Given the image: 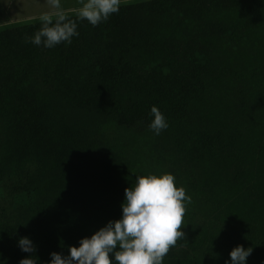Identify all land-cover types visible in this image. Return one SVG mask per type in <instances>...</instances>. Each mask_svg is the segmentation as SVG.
<instances>
[{
	"label": "rangeland",
	"instance_id": "rangeland-1",
	"mask_svg": "<svg viewBox=\"0 0 264 264\" xmlns=\"http://www.w3.org/2000/svg\"><path fill=\"white\" fill-rule=\"evenodd\" d=\"M143 1L149 0H131L120 5L136 7ZM161 1V13L149 24L150 41L155 43V48L137 66V71L146 75L177 63L206 65L210 75L204 78V91L190 102L182 124L169 126L158 136L149 130L148 124L126 128L116 125L106 115L80 110L68 92L70 106L52 104L51 113L58 131L75 126L98 133L100 143L85 151L84 181L88 189L82 197L58 189L47 183L42 172L26 171L18 166L19 162L0 156L6 160L0 159V264H19L28 255L17 246L20 237L27 236L33 241L37 264H47L48 242L62 237L63 231L79 235L78 242L109 220L119 219L121 203L102 201L129 188L126 182L135 184L137 176L169 172L175 176L177 185L186 189L191 202L199 200L206 190L202 188L205 185H195V180L209 179L208 153L215 162L211 164L215 166L214 187H223L230 204H188L181 230L189 229L190 240L200 232L205 239L209 238L210 252L218 254L224 246L245 242L264 228V187L254 188L251 152H247L245 168L216 166L218 158H224L225 146L229 143L233 146V136L242 133L251 138L256 118H264V31L253 28L231 39L213 29L212 20L196 25L182 0ZM62 4L70 17H75V9L79 7L76 0H62ZM46 10L44 0H0V21H23L18 26V45L8 51L18 58V63L28 62L32 71L38 67L35 60L39 55L42 57L44 50L25 42V37L31 36L23 26L39 23L40 13ZM9 38L10 35L1 36L2 46H7ZM49 99L48 95L46 100ZM244 143L247 148H253L250 140ZM222 208H227L223 213L228 218L224 226L221 222L215 226L214 221L206 219L207 213ZM242 220L246 223L244 229H241ZM225 230L228 232L224 233ZM221 241L230 242V246Z\"/></svg>",
	"mask_w": 264,
	"mask_h": 264
},
{
	"label": "trees",
	"instance_id": "trees-1",
	"mask_svg": "<svg viewBox=\"0 0 264 264\" xmlns=\"http://www.w3.org/2000/svg\"><path fill=\"white\" fill-rule=\"evenodd\" d=\"M182 2L196 25L221 13L238 12L258 20L264 10L261 0ZM161 10L159 1L136 7L120 5L117 13L95 27L86 20L77 21L79 35L71 44L48 49L55 79L72 95L76 108L106 115L118 126L133 128L149 124L150 108L155 105L169 126L182 124L190 102L204 91L210 68L177 63L146 75L138 73L137 66L155 48L149 24ZM39 28L40 22L27 25L26 32L32 36ZM212 28L227 37L245 30L244 25L225 23ZM0 127L14 136L12 152L18 166L42 172L53 187L79 191L84 181L85 151L98 144V138L75 126L58 131L54 116L30 89L22 65L0 66ZM63 233L55 242H48V254L52 250L61 253L56 243L62 242ZM241 246L252 248L246 264H264V228Z\"/></svg>",
	"mask_w": 264,
	"mask_h": 264
},
{
	"label": "clouds",
	"instance_id": "clouds-1",
	"mask_svg": "<svg viewBox=\"0 0 264 264\" xmlns=\"http://www.w3.org/2000/svg\"><path fill=\"white\" fill-rule=\"evenodd\" d=\"M47 10L40 13V28L25 42L51 49L61 43L71 44L78 37L77 21L86 20L93 27L119 11L121 0H76V19L65 10L62 0H44ZM148 124L154 135L169 127L167 118L157 106L150 108ZM191 197L169 172L148 173L136 177L132 187L125 188L119 219L109 220L90 236L81 238L78 246H69L67 255L49 253L47 264H163L170 248L185 236L181 230ZM19 249L28 255L19 264H37L36 248L27 237L17 240ZM251 247L237 245L229 252L225 264H246ZM111 257V259H110Z\"/></svg>",
	"mask_w": 264,
	"mask_h": 264
},
{
	"label": "crops",
	"instance_id": "crops-1",
	"mask_svg": "<svg viewBox=\"0 0 264 264\" xmlns=\"http://www.w3.org/2000/svg\"><path fill=\"white\" fill-rule=\"evenodd\" d=\"M129 1L131 0H121V4L129 2ZM150 1L151 2L159 1L162 3L161 0H149V1L138 2L137 4L141 5V4L149 3ZM261 1H264V0H261ZM211 20L214 21L213 22L214 24L225 23V24H239V25L245 26V30L243 32L237 33L233 35L232 37H229L231 39L239 38V36L244 35L248 33L249 31L251 32L253 28H259L260 30L264 31V10H263V15L261 19H258V20L248 19L245 15H243L242 13H238V12L221 13L215 16H210L207 18L206 21H211ZM22 22L23 21H20L19 19H9L6 21H0V30H4V31H0V66L24 65L26 67L27 81H28V85L30 89L35 93L38 101L46 105V107L50 110V112L53 113L52 104L54 105V103L62 107H63V104H65L66 106H70V102H69L70 96L54 80L52 60L49 54L47 53V50L43 48L44 51H43L42 57L41 55H39L38 58L35 60L36 63L38 64V67L35 68L34 71H32V69L29 67L28 62L22 61L18 63V58H14L13 56H11V51L10 52L8 51L10 47L16 44L18 45V42L16 41L18 39V26H20L19 23H22ZM25 27L26 26L24 24L23 28ZM24 31L26 32L25 29ZM3 34L10 35L7 46H2L1 36ZM255 42L256 41H253V43ZM48 95L50 96V99H49L50 101L46 100L48 99ZM44 96H46L47 98ZM263 119L264 118H261L260 120L259 117L256 118L254 133L251 134L252 135L251 138L249 134L242 135V133H239L237 136H233V146L231 145V143H229V146H225L226 150L224 151V158L223 157H222L223 159L218 158V162H217L218 164L216 165V166H222V167H225V166L227 167L228 165L230 166L232 165L238 168V170H240V168H245L246 163H247L246 162L247 156L250 151L251 156L254 157V176H255L254 188L255 189L264 187V120ZM106 123L109 124V121H106ZM90 131L94 133L92 130ZM95 135L98 138V133ZM241 138H243V140ZM230 140H231V136H230ZM245 140H250L251 142H253V145H252L253 148L251 149L250 147L247 148V143H244ZM98 141H99L98 143H100L99 138H98ZM0 144H4V147H0V156L3 157L6 155L11 162L17 163L18 158L12 152L13 145H14V136L7 130L2 129L1 127H0ZM209 155L210 153H208V156ZM208 156H207V165H208L207 175L209 179L206 181L195 180V183H196L195 185H198V184L205 185V187H202V188H204V190L206 191H204L203 194L201 195L202 198H200L199 200H193L191 204H206V205H214V206L215 205H218V206L228 205L230 204V200L228 197L224 196V191L222 190L223 187L222 188L219 186L214 187V182L216 181L215 178L213 177V173H215V170H214L215 166L211 164H214L215 162H214V159H209ZM2 157L0 159L1 161H4L2 160ZM220 159H222V161ZM226 161H229V164H227ZM227 173H229V171ZM133 183H134L133 181L126 182L125 185L126 187H130V185H134ZM215 188H219V190L215 191ZM87 189L88 187L85 185V181H83L82 187L76 193L82 197L84 194H86ZM215 193H217L218 195H215ZM123 198H124V191L122 190L119 193H116L115 196L108 197L107 200H104L102 202H108V203L111 202L113 204L122 203ZM226 209L222 208L221 211L216 212V213H215L216 210H214L213 214L207 213L208 215H206L207 216L206 219H208V221H214L215 226L217 225L216 222H221L222 225L224 226L225 220L228 219L226 217V213L225 215H223ZM191 220H194V219L191 218ZM210 224L212 227L214 226L213 223H210ZM245 226H246V223L244 220H242L241 229L246 228ZM183 232L187 240L186 239L178 240L177 247L174 250H171V249L169 250L168 254L164 257L163 264H225V261L229 259L228 254L231 251V249L237 245H242L244 243L242 242L240 244H236L233 247L224 246V248H221V249H224L222 250L221 253L214 254V253H211L208 248L209 238L205 239V236L203 234H201L200 232H197L195 233L194 240L193 239L190 240L188 238L189 233H190L189 229H185V230L183 229ZM227 232L228 231L226 230L224 231V233H227ZM64 236L65 238L67 237L69 241L64 238L65 240L63 239L61 243H56V245L60 249L59 252L63 253L62 255H64V253L65 254L67 253V249L69 246H78V242L76 241V238L79 235H76V236L74 234L71 235L67 230H65L63 233V237ZM71 236L73 237V239H71ZM75 241L77 242V244ZM223 242L227 246H230V242L226 243L225 241H221L220 243H223Z\"/></svg>",
	"mask_w": 264,
	"mask_h": 264
}]
</instances>
